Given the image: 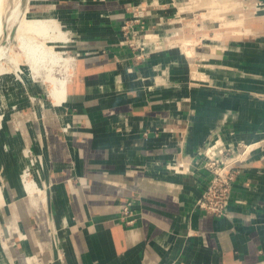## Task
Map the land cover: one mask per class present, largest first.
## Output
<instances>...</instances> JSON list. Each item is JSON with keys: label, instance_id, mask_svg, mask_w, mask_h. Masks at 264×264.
<instances>
[{"label": "crops", "instance_id": "1", "mask_svg": "<svg viewBox=\"0 0 264 264\" xmlns=\"http://www.w3.org/2000/svg\"><path fill=\"white\" fill-rule=\"evenodd\" d=\"M174 1L28 0L66 28L71 63L63 102L0 82V264H264V0H228L238 12L181 47ZM133 5L157 15L139 59ZM214 140L240 156L222 216L196 206ZM26 148L43 192L24 185Z\"/></svg>", "mask_w": 264, "mask_h": 264}, {"label": "rangeland", "instance_id": "2", "mask_svg": "<svg viewBox=\"0 0 264 264\" xmlns=\"http://www.w3.org/2000/svg\"><path fill=\"white\" fill-rule=\"evenodd\" d=\"M16 1L17 0H5L4 2V11H3L4 32L0 34V47H3L5 50V54H6L5 61L7 67L5 68L6 72H4L2 74V77L0 78V82L7 83L9 85H17L19 83L25 82L30 87V92L27 95V101L32 102L35 99L32 90V81H37L41 83L44 89L53 88L55 86V81H53L51 78L58 80L64 78L65 75L68 73V66L71 63V61H69L70 60L69 58L71 57V51L69 47V41L66 40L63 34L65 33L66 28L59 23V21L53 14L54 12L36 13L29 11V9L27 8L28 0H24L23 3L21 4V10H24L23 13L22 11H20L19 14V16L21 15L20 23H23L22 27L21 28L19 27L20 25L19 23L18 25L19 28H17L15 37L7 40L8 39L7 36L10 35V32L13 27L10 25L9 18L13 13V9L16 5ZM211 1L212 0H182L180 3L174 1V4H171V7L176 9L177 13L182 14L180 15V17H177L182 19L180 20L179 24H170L166 26L167 28L173 26L180 27V30H176V31L172 30L174 32L168 33L167 36H171V37H168L169 41H167V43L181 47V43H180L181 38H190L197 41L198 40L197 38H192L191 36H195V31L196 29H200V23H202L203 20H205L206 18L213 19V18L221 17L223 14H225L222 12L225 11L229 13L238 12V9L237 8L235 9V7H237L236 2L231 3L228 0H218L229 3L228 4L220 3V4L212 5L210 3ZM214 12L215 14H212L211 17L210 13H214ZM175 18L176 17H172L171 19H175ZM163 21H168V20L166 18ZM182 25L183 26L186 25L185 28L183 27V30H181ZM158 28L159 27L157 26L156 29ZM172 33H174L175 35H172ZM41 44L44 46L46 50L52 48L54 51L58 53L59 56H61V59L58 60V62H51V63L49 61L43 62L46 57L44 53L42 51H39L37 47L38 45ZM194 49L196 50V45H194ZM31 52H33L34 57L40 62L35 66H33L32 64V58L30 59V57H32ZM46 92L48 93L47 99L49 103H51V97L49 95V92L48 91ZM32 96L34 97V99H32ZM22 154H25L27 156V160L30 161V163H32L33 167L34 166L36 167L37 165L36 159L33 156H31L29 152H27V149H25ZM32 174L33 175L37 174L35 169H33ZM36 181L37 183H39L38 188L40 189L41 188L40 182L38 181L37 178ZM38 188H37V192H38ZM43 191L44 190L41 188V192Z\"/></svg>", "mask_w": 264, "mask_h": 264}, {"label": "built area", "instance_id": "3", "mask_svg": "<svg viewBox=\"0 0 264 264\" xmlns=\"http://www.w3.org/2000/svg\"><path fill=\"white\" fill-rule=\"evenodd\" d=\"M131 15L122 25V31L125 43L136 52V57L143 58L149 56L145 49V42L139 39L142 33L152 32L154 23L152 22L157 15L148 7L143 5H133L130 7ZM173 20L168 19L171 23ZM155 29V28H154ZM157 33V31H153ZM159 44V42H155ZM68 131V127H65ZM232 144H223L220 140L211 141L204 151V160L201 166L208 172L209 180L196 201L199 208L222 216L229 205L232 185L237 176L236 162L239 160V154L233 149ZM243 152L248 149L245 145ZM121 218L127 223L133 222V212L129 206L124 207L121 211Z\"/></svg>", "mask_w": 264, "mask_h": 264}, {"label": "bare ground", "instance_id": "4", "mask_svg": "<svg viewBox=\"0 0 264 264\" xmlns=\"http://www.w3.org/2000/svg\"><path fill=\"white\" fill-rule=\"evenodd\" d=\"M4 2L5 0H0V34H2L4 32V24H3V11H4ZM214 2V0H213ZM23 3V0H17L16 1V5L13 9V13L11 14L10 18H9V22H10V25L11 26H17V28H21L23 23H20V17L21 15L19 16L20 14V11H23L24 10H21V4ZM215 3H216V0H215ZM229 3V2H227ZM217 4V3H216ZM226 4V3H225ZM215 5V4H214ZM220 6V5H219ZM231 6V5H230ZM216 8V7H215ZM219 12V11H218ZM211 14V17H212V14H215L214 13H210ZM206 15V14H205ZM19 16V17H18ZM198 16V15H197ZM214 16V15H213ZM17 20V21H16ZM20 23V25H19ZM19 25V27H18ZM7 26V25H6ZM9 27V26H8ZM17 31V30H16ZM9 32V31H8ZM16 34V33H15ZM15 37V36H14ZM154 37V36H153ZM7 40L10 39V35L7 36ZM152 38V37H151ZM25 40V39H24ZM182 41V40H180ZM196 41V40H195ZM193 44V43H192ZM196 44V43H195ZM188 45H189V41H188ZM190 46V45H189ZM194 46V45H192ZM39 51H42L45 55V59L43 62L45 61H49L50 63L51 62H58V60L61 59V56L58 55V53L56 51H54L52 48H50L49 50H46L44 48V46L41 44V45H38L37 46ZM30 48V47H29ZM33 50V49H32ZM31 51V50H30ZM33 52H31V56L30 59L32 58V64L33 66L37 65L38 63H40L35 57H34V54ZM48 57V58H47ZM193 57V56H192ZM6 54H5V50L3 47H0V78L2 77V74L5 71V68L7 67L6 66ZM42 62V61H41ZM16 63V62H15ZM49 69V68H48ZM62 76V75H61ZM67 76V75H65ZM11 77V76H10ZM44 79V78H43ZM53 81H55V86L51 89H47V91L49 92V95L51 97V101L52 103L53 102H63L64 101V89H65V85H66V81L67 79L66 78H61V79H54V78H51ZM8 80V79H7ZM48 80V79H47ZM10 81V80H9ZM48 82V81H47ZM52 82V81H51ZM16 84V83H15ZM57 85V86H56ZM49 88V87H48ZM66 90V89H65ZM67 94V93H66ZM32 99H34V97L32 96ZM55 108V107H54ZM27 149V152H29V154H31V156L34 157L33 155V151L29 148H26ZM22 158V162H23V175H24V185L28 191V194H34L35 192H37V188L39 187V183H37L36 181V174H32V171L33 169H35V171L37 172V165L36 167L32 165V163H30V161L27 160V156L25 154H22L21 156ZM35 158V157H34ZM35 163V162H34ZM21 164V163H20ZM22 166V165H21ZM38 192H41V188L39 189L38 188Z\"/></svg>", "mask_w": 264, "mask_h": 264}, {"label": "water", "instance_id": "5", "mask_svg": "<svg viewBox=\"0 0 264 264\" xmlns=\"http://www.w3.org/2000/svg\"><path fill=\"white\" fill-rule=\"evenodd\" d=\"M23 1H24V0H23ZM16 30H17V26H13V27H12V30H11V32H10V38H11V39L14 38L15 33H16Z\"/></svg>", "mask_w": 264, "mask_h": 264}]
</instances>
